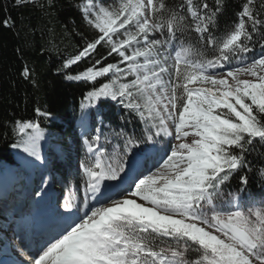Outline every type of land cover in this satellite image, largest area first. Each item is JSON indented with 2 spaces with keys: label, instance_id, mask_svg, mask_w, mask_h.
I'll return each instance as SVG.
<instances>
[{
  "label": "snow or ice",
  "instance_id": "obj_1",
  "mask_svg": "<svg viewBox=\"0 0 264 264\" xmlns=\"http://www.w3.org/2000/svg\"><path fill=\"white\" fill-rule=\"evenodd\" d=\"M73 6L89 31L57 71L91 85L79 105L84 197L65 198L63 224L22 264H264V0H244L223 31L226 0ZM13 132L12 148L43 159L38 120ZM146 149L156 158L138 172Z\"/></svg>",
  "mask_w": 264,
  "mask_h": 264
},
{
  "label": "trees",
  "instance_id": "obj_2",
  "mask_svg": "<svg viewBox=\"0 0 264 264\" xmlns=\"http://www.w3.org/2000/svg\"><path fill=\"white\" fill-rule=\"evenodd\" d=\"M167 2L177 5L180 0ZM243 2L226 0V10L219 17L221 31L236 20ZM75 3L76 0H55V7L48 8L47 0H37L36 5L17 7L15 0H0V175L11 172L20 176L28 189V172L12 153L11 145L17 138L13 127L18 120H38L45 129L40 144L44 159L52 164L53 178L63 193L74 194L82 201L80 164L86 152L82 141L76 139L74 128L81 123L79 105L91 85L68 81L65 72L57 71L63 60L74 55L83 43L78 33L89 31L73 6ZM42 4L45 7H40ZM9 17L14 26L6 27L3 21ZM192 39L195 42V33ZM90 63L82 61L67 71L75 74ZM25 67L31 72L28 79L22 75ZM37 108L50 112L51 118L37 116ZM101 112L113 124L118 123L119 109L114 102H105ZM73 141L77 142L76 153L71 150ZM135 155L156 157L154 151L147 149ZM249 190L258 193L259 186L253 184Z\"/></svg>",
  "mask_w": 264,
  "mask_h": 264
},
{
  "label": "rangeland",
  "instance_id": "obj_3",
  "mask_svg": "<svg viewBox=\"0 0 264 264\" xmlns=\"http://www.w3.org/2000/svg\"><path fill=\"white\" fill-rule=\"evenodd\" d=\"M74 131L77 133L76 139L82 141L81 123H78L75 126ZM13 149L14 148H12V153L15 156L18 163L24 166L32 177L31 192L28 193L24 191L22 187V179L20 176H14V174H12L11 172H8V174L4 172L3 175H0V212H3L2 214L0 213V230H2L0 231V246L4 244V239H5V235L3 232L4 229L14 230L16 232L17 226L19 225V223H21L20 221H22L26 216H28L31 221L35 219L34 214L36 211L34 210V208H30L31 203L33 202V200H35L33 198L32 192L35 191L36 189H39V187H41L45 183V179L48 176L53 177L55 173L52 170L51 163L47 164L48 167L47 172H44V170L39 168V166L42 164V160L35 161L33 158L29 157L28 155L25 160H21L17 157V155H15ZM40 149L42 156V152L44 154L45 152L42 150L41 144H40ZM71 150H73L74 153L77 152L78 148L76 141H73L71 145ZM155 158L156 157H154L153 155H150L145 158L135 155L133 159L137 167L138 165H141L140 167L137 168V171L138 172L143 171L145 168L151 167L152 164L154 163ZM131 162L132 161H130V163ZM54 192L56 194V199L58 202V206L60 208L59 212L61 214L63 212L62 204L64 203L65 198L69 197V195H66L64 198H62V194L59 190L54 189L53 193ZM112 195H115V193H112ZM17 202L18 204H16ZM11 209L12 211L15 212V215L14 214L11 215ZM57 221L58 220H56L55 222L53 221L52 225L54 227L57 226L56 224ZM16 239L17 237L11 239L8 244L12 246L14 241H16Z\"/></svg>",
  "mask_w": 264,
  "mask_h": 264
},
{
  "label": "bare ground",
  "instance_id": "obj_4",
  "mask_svg": "<svg viewBox=\"0 0 264 264\" xmlns=\"http://www.w3.org/2000/svg\"><path fill=\"white\" fill-rule=\"evenodd\" d=\"M13 150H14L13 152L15 153V155H17L19 159L25 160L27 158L26 153H23L18 149H13ZM140 166L141 165H138V167ZM47 188H48V182L46 180L42 188L39 189L41 195L44 194ZM51 196L50 198H47V202H46L47 204L41 202L38 205V207L41 208L35 210L36 211L34 214L35 219L31 228L36 227V230H34L32 233L29 228L30 226L28 224V220H29L28 216H26L22 221H20L21 223H19L17 232H15L14 230H6V229L3 230L5 239H4V244L0 246V264L2 263V261L8 264H22V261L26 258L27 254L35 253L38 249H40L44 245L45 241H47L51 236L55 234V231H58L59 227L64 222V217L60 216V214L56 213V211L55 212L53 211V207L51 206V203L54 199L53 197L51 198ZM55 201H56L55 205H57V199ZM55 217H57L58 219H54ZM45 219H48V221L51 222L58 220L56 222L57 226L56 227L52 226L50 229H46L44 226H41V224L44 222ZM15 237H17L16 241H14L15 244L13 246H10L8 244L9 241Z\"/></svg>",
  "mask_w": 264,
  "mask_h": 264
}]
</instances>
